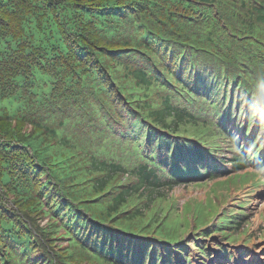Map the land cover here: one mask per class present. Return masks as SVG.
Here are the masks:
<instances>
[{
  "label": "trees",
  "instance_id": "1",
  "mask_svg": "<svg viewBox=\"0 0 264 264\" xmlns=\"http://www.w3.org/2000/svg\"><path fill=\"white\" fill-rule=\"evenodd\" d=\"M260 110L264 0H0V264H249L242 211L164 202L244 168Z\"/></svg>",
  "mask_w": 264,
  "mask_h": 264
},
{
  "label": "rangeland",
  "instance_id": "2",
  "mask_svg": "<svg viewBox=\"0 0 264 264\" xmlns=\"http://www.w3.org/2000/svg\"><path fill=\"white\" fill-rule=\"evenodd\" d=\"M260 112L264 113V110H260ZM167 122L170 121V118L166 119ZM264 126V125H263ZM29 128V126H27ZM179 132H185V133H196L192 125L187 123L185 127H180ZM209 143H214L213 140H209ZM222 142H226L225 140H222ZM224 153V152H223ZM221 157V156H220ZM224 160H230L229 155H226ZM224 165L219 171H222L223 168H225ZM230 173H235L236 171L234 169L227 168ZM243 171V170H242ZM227 173V172H226ZM226 173L222 174V176L219 179L216 180H204V178L201 176V181L199 182H191L189 184L181 182L178 187H174V189L167 192L169 197L174 198L170 203H165L168 207V216H167V227L171 225H179L183 223V226H186V221L189 219L188 217H191L192 215H202V220L204 219L205 222L208 221L210 216H214L216 210L223 209L224 206L228 208L230 211H242L241 217L244 218L245 216H248V230L247 232H250L248 236H245L243 238L250 237L252 242L255 244L251 248L254 250V252L251 255H244L243 258L247 259V262L254 263V258L256 261H261L260 258L256 257V254L258 256L264 257V219L260 217L261 215L264 216V187L258 190L257 188H251L249 191H247L246 187H238V184L233 182L230 184L232 191L230 189V186H226V183L224 182V178ZM236 181H263L264 178L258 175L256 172H237L235 174ZM45 176L42 177L44 179ZM203 178V179H202ZM238 188V189H237ZM233 202L237 204L239 207H236V205H231ZM210 206V207H209ZM245 208V209H244ZM50 210V209H49ZM166 209L163 210L161 215L165 212H167ZM34 216V222L39 223L43 225L44 227H48L49 224L47 222L51 223L50 214H37ZM31 219V217H30ZM192 224L197 223V220L191 219ZM203 220V221H204ZM31 221V220H30ZM33 223V221H31ZM118 222V221H117ZM203 224V223H199ZM156 222L153 223L150 227L151 230H153V233L151 232L149 235V238H158V235L154 234V230L156 229ZM192 228V225L190 227H187V229H178L180 230V237L187 238L190 234V229ZM63 230H52V233L55 234L53 237L52 244L55 246H66L68 245L69 238L68 236H63ZM185 232V233H184ZM242 231H239L236 235V240L239 238V236L243 233ZM246 232V233H247ZM244 233V234H246ZM260 234V236H259ZM263 234V237H262ZM260 237V238H259ZM242 238V239H243ZM184 241V240H182ZM157 244V243H156ZM52 245V246H53ZM228 249L230 246L235 247L233 243L227 245ZM216 251H220L219 247L215 246ZM211 251H213V247H211ZM233 252V251H232ZM199 254H194L195 257H197ZM199 257V256H198ZM197 257V258H198ZM206 258V257H205ZM213 258V255L211 259ZM263 260V259H262ZM216 261V260H215ZM225 262V259L221 258L218 260V264H223ZM82 264H88L86 261L82 262ZM215 264V263H213Z\"/></svg>",
  "mask_w": 264,
  "mask_h": 264
},
{
  "label": "clouds",
  "instance_id": "3",
  "mask_svg": "<svg viewBox=\"0 0 264 264\" xmlns=\"http://www.w3.org/2000/svg\"><path fill=\"white\" fill-rule=\"evenodd\" d=\"M258 123H259V132H260V134H262V135H264V113H262L261 114V116L259 117V121H258ZM235 174V173H234ZM220 177H214L213 179H210V181H212V180H216V179H219ZM206 179H208V176L204 179V180H206ZM226 179V176H225V178H224V182L226 183V186L228 185L227 183H233V182H235V183H237L238 184V187H240V186H242V187H246L247 188V191H249L251 188H258V186L260 185V184H262V182L263 181H255V182H250V181H245V182H241V181H236V177H234V178H231V179H229L228 181H226L225 180ZM209 180V179H208ZM181 182H183V183H187V184H189V183H191L192 181H189V182H185V181H180V183ZM230 184L228 185V186H230ZM230 189H231V191H232V188H231V186H230ZM238 189V188H237ZM192 216H194V215H192ZM191 216V217H192ZM191 217H188V218H191ZM249 233L250 232H247L246 234H244L243 235V237H245V236H248L249 235ZM241 237V235L239 236V238ZM247 238H249V239H251L250 237H247ZM212 254H213V258L212 259H210V262H211V264H213V263H215V264H217L216 262H215V257H216V255H217V251H216V248L215 247H213V251H212Z\"/></svg>",
  "mask_w": 264,
  "mask_h": 264
},
{
  "label": "bare ground",
  "instance_id": "4",
  "mask_svg": "<svg viewBox=\"0 0 264 264\" xmlns=\"http://www.w3.org/2000/svg\"><path fill=\"white\" fill-rule=\"evenodd\" d=\"M249 262V261H248Z\"/></svg>",
  "mask_w": 264,
  "mask_h": 264
}]
</instances>
